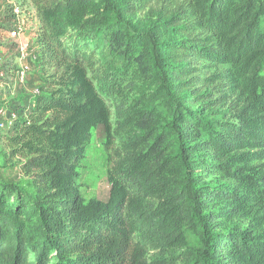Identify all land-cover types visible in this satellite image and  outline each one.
Masks as SVG:
<instances>
[{
    "label": "trees",
    "instance_id": "1",
    "mask_svg": "<svg viewBox=\"0 0 264 264\" xmlns=\"http://www.w3.org/2000/svg\"><path fill=\"white\" fill-rule=\"evenodd\" d=\"M32 4L48 75L4 136L31 184L0 179V264H264V0Z\"/></svg>",
    "mask_w": 264,
    "mask_h": 264
},
{
    "label": "rangeland",
    "instance_id": "2",
    "mask_svg": "<svg viewBox=\"0 0 264 264\" xmlns=\"http://www.w3.org/2000/svg\"><path fill=\"white\" fill-rule=\"evenodd\" d=\"M35 10L32 0H0V179L28 189L30 179L19 166L5 163L1 154L4 136L12 133L16 110L21 105H32L34 95L48 75L38 60L40 23ZM106 139L104 125L93 129L79 168L81 191L86 200H107L110 195Z\"/></svg>",
    "mask_w": 264,
    "mask_h": 264
},
{
    "label": "crops",
    "instance_id": "3",
    "mask_svg": "<svg viewBox=\"0 0 264 264\" xmlns=\"http://www.w3.org/2000/svg\"><path fill=\"white\" fill-rule=\"evenodd\" d=\"M12 36H14V34H11Z\"/></svg>",
    "mask_w": 264,
    "mask_h": 264
},
{
    "label": "built area",
    "instance_id": "4",
    "mask_svg": "<svg viewBox=\"0 0 264 264\" xmlns=\"http://www.w3.org/2000/svg\"><path fill=\"white\" fill-rule=\"evenodd\" d=\"M15 34V33H14Z\"/></svg>",
    "mask_w": 264,
    "mask_h": 264
}]
</instances>
